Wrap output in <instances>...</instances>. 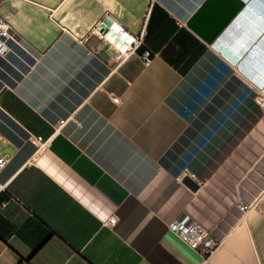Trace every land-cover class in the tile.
I'll return each instance as SVG.
<instances>
[{
	"label": "crops",
	"instance_id": "obj_1",
	"mask_svg": "<svg viewBox=\"0 0 264 264\" xmlns=\"http://www.w3.org/2000/svg\"><path fill=\"white\" fill-rule=\"evenodd\" d=\"M0 17V264H264V0H2ZM184 216L209 256L170 228Z\"/></svg>",
	"mask_w": 264,
	"mask_h": 264
},
{
	"label": "built area",
	"instance_id": "obj_2",
	"mask_svg": "<svg viewBox=\"0 0 264 264\" xmlns=\"http://www.w3.org/2000/svg\"><path fill=\"white\" fill-rule=\"evenodd\" d=\"M2 0H0L1 3ZM118 32L124 31V27L121 25H118L117 28ZM11 27L9 22L4 20L0 17V36H10L11 35ZM143 33H140L139 35L131 36L130 41L128 43H125L124 45V51L120 52L121 54H128L137 49V47L142 42ZM4 48L3 41L0 40V50ZM142 58L144 62L150 61V52L148 50H145L142 54ZM113 100L115 102L119 101V98L116 96H112ZM258 103L262 111H264V87H262L258 91ZM36 140L40 143V146H43L45 144V141L42 140L40 136L35 137ZM9 161V156L2 154L0 152V172L5 168ZM5 205V202H0V208H2ZM251 206H242V208L249 209ZM116 220L115 217L109 218V223L112 224ZM170 228L178 235L180 236L187 244H189L194 249L200 250L205 257L209 256L215 248L218 246L219 241L214 239L208 230H206L204 227H202L199 223H197L194 220H191L189 217L184 216L178 221H174L170 223Z\"/></svg>",
	"mask_w": 264,
	"mask_h": 264
},
{
	"label": "water",
	"instance_id": "obj_3",
	"mask_svg": "<svg viewBox=\"0 0 264 264\" xmlns=\"http://www.w3.org/2000/svg\"><path fill=\"white\" fill-rule=\"evenodd\" d=\"M183 180L192 189L198 188V183L195 180H193L190 176H188V175L185 176Z\"/></svg>",
	"mask_w": 264,
	"mask_h": 264
}]
</instances>
